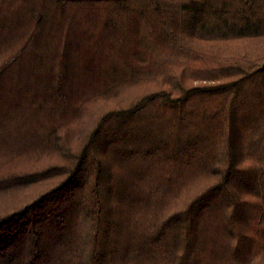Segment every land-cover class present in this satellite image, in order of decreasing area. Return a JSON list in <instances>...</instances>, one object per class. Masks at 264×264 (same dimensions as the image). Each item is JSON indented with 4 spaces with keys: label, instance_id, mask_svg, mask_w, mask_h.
Wrapping results in <instances>:
<instances>
[{
    "label": "trees",
    "instance_id": "1",
    "mask_svg": "<svg viewBox=\"0 0 264 264\" xmlns=\"http://www.w3.org/2000/svg\"><path fill=\"white\" fill-rule=\"evenodd\" d=\"M0 264H264V0H0Z\"/></svg>",
    "mask_w": 264,
    "mask_h": 264
}]
</instances>
